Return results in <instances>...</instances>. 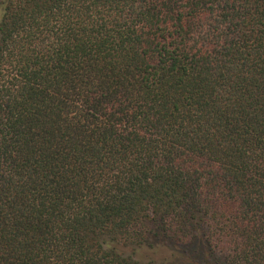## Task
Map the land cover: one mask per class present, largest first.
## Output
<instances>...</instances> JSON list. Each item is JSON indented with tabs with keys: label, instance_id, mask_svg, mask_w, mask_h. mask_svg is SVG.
Listing matches in <instances>:
<instances>
[{
	"label": "trees",
	"instance_id": "obj_1",
	"mask_svg": "<svg viewBox=\"0 0 264 264\" xmlns=\"http://www.w3.org/2000/svg\"><path fill=\"white\" fill-rule=\"evenodd\" d=\"M0 264H264V0H0Z\"/></svg>",
	"mask_w": 264,
	"mask_h": 264
},
{
	"label": "rangeland",
	"instance_id": "obj_2",
	"mask_svg": "<svg viewBox=\"0 0 264 264\" xmlns=\"http://www.w3.org/2000/svg\"><path fill=\"white\" fill-rule=\"evenodd\" d=\"M142 253H144V254H145V253H147V252H146L145 250H142ZM156 257H157V258H159V256H156Z\"/></svg>",
	"mask_w": 264,
	"mask_h": 264
}]
</instances>
